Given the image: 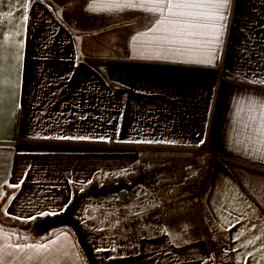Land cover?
Masks as SVG:
<instances>
[{
    "label": "crops",
    "instance_id": "1",
    "mask_svg": "<svg viewBox=\"0 0 264 264\" xmlns=\"http://www.w3.org/2000/svg\"><path fill=\"white\" fill-rule=\"evenodd\" d=\"M49 1L52 9L41 0H4L0 6V12H13L11 18L0 16V41L9 36L7 63L19 69H7L17 87L0 130V197L8 194V215L35 221L62 213L73 196L93 185L134 184L112 180L137 159L132 143L124 141L170 139L178 143L161 145L194 147L204 139L207 147L199 151L213 163L203 200L217 227L214 249L203 241L174 243L158 218L166 211L153 189L157 199L147 201L141 213L143 230L149 232L140 225L109 246H98L96 251H104H97V264H264V236L247 245L264 227L259 188L264 162L253 160L245 145L235 142L244 140V132L234 123L235 99L264 97V85L253 83L264 79V0H232L215 67L181 63L184 57L178 54L167 60L139 58L132 36L152 23L141 10H89L104 0ZM23 3L28 4L26 24ZM17 24L22 25L20 36H14ZM21 40L23 60L17 63L11 58L17 52L12 41ZM65 135L90 139H55ZM102 136L111 142L99 144ZM20 180L19 188L8 186ZM0 229L12 244L60 235L53 246L59 251L46 264H86L69 227L31 239ZM239 231L244 235L236 239Z\"/></svg>",
    "mask_w": 264,
    "mask_h": 264
},
{
    "label": "snow or ice",
    "instance_id": "2",
    "mask_svg": "<svg viewBox=\"0 0 264 264\" xmlns=\"http://www.w3.org/2000/svg\"><path fill=\"white\" fill-rule=\"evenodd\" d=\"M232 0H104L102 5L93 7L89 5V10L103 11L109 13H120L125 10H141L152 17L151 26L146 31L138 32L132 36L134 50L139 54L141 59L167 60L173 54L182 57L181 63H194L198 65L215 67L217 59L222 57L224 37L227 31V21L229 19V11ZM4 0H0L2 6ZM24 10L22 17L23 22L29 19L28 4L20 5ZM0 16L7 18L13 17L12 11L0 12ZM16 31L14 36L22 35L20 31L22 25H15ZM2 31V26H0ZM9 42V36L3 35L0 41V77L3 82L0 84V130H2L3 120L6 118L7 105L14 102L15 88L17 81L11 79L8 68L16 71L15 65H9V53L5 45ZM13 47L17 52L11 56L13 60L20 63L23 60L19 49H23V41H12ZM151 52L154 54H146ZM22 67V64H21ZM254 84L264 85V79L253 81ZM236 111L234 123L240 124L244 132L243 141H235L245 145V154L249 155L253 160L264 162V97L254 95L242 96L235 99ZM14 107H19L14 104ZM235 131V129H234ZM119 129H117V135ZM55 139H78L81 141L88 140L90 137L80 135L58 136ZM99 140L111 142V138L99 137ZM125 143L139 144H177L178 141L170 139H138L124 141ZM205 143L201 139L195 147H199ZM251 145V147H248ZM120 175H127L128 170L124 169ZM116 175V174H114ZM91 182V181H89ZM24 183L20 180L17 184H9V187L19 188ZM260 191L264 193V184L259 186ZM251 207V205H249ZM5 214L7 210L5 209ZM52 213H40V215H49ZM230 214V213H229ZM35 219V217H31ZM227 221V217H225ZM240 221L237 220L236 223ZM233 227L235 225H232ZM253 228L256 225L252 226ZM3 230L0 229V232ZM261 235H256L247 241V245L254 244L255 241L261 240L264 236V227L260 229ZM244 235L243 231L237 233L236 239ZM23 239H31L25 235ZM61 239L57 235L55 239L47 242L37 241L35 243H16L9 241L8 235H0V264H46L48 258L59 249L53 246ZM179 239V237H177ZM242 245V246H247ZM114 250V249H113ZM104 251V249H97ZM249 256L253 254L248 253ZM264 258V257H262Z\"/></svg>",
    "mask_w": 264,
    "mask_h": 264
},
{
    "label": "trees",
    "instance_id": "3",
    "mask_svg": "<svg viewBox=\"0 0 264 264\" xmlns=\"http://www.w3.org/2000/svg\"><path fill=\"white\" fill-rule=\"evenodd\" d=\"M41 1L52 9L49 0ZM131 146L136 149L137 159L128 169L126 176L133 181L142 178L155 179L154 188L160 204L166 211L160 212L158 218L170 231L171 240L174 243L203 241L209 251L213 250L217 227L212 224V218L203 200L211 174L212 157L205 154L202 159L188 161L191 159V151L207 147L206 141L199 147L139 143H132ZM181 159L188 162L178 163ZM121 177L122 175L118 179L121 180ZM13 227L32 229V225Z\"/></svg>",
    "mask_w": 264,
    "mask_h": 264
},
{
    "label": "rangeland",
    "instance_id": "4",
    "mask_svg": "<svg viewBox=\"0 0 264 264\" xmlns=\"http://www.w3.org/2000/svg\"><path fill=\"white\" fill-rule=\"evenodd\" d=\"M191 153V159L189 158L188 161L204 157V152L191 151ZM188 161L181 159L178 160V163H186ZM189 172H191V168H189ZM116 179L118 177L112 178L113 181ZM125 179L134 182V184H128L133 185L131 189L102 196L90 195L79 202L74 212V217L80 223L81 228L88 232L87 241L95 257H100L96 251L98 246H109L111 241L120 239L129 234L130 230L139 228L140 225H142L141 228L143 230L145 220L141 213L146 208L147 201H150L151 198L157 199L158 197L155 194H151V191L155 190V179L145 180L142 178L141 180L133 181L126 175H122L121 180ZM95 182H99L98 175L95 177ZM7 195L4 194L0 197V228L10 230L18 238L20 237V239H23L25 235L29 237L40 235V233L34 230V221L12 219L8 214H5V205L9 199ZM126 197L128 201H124ZM159 206L161 208L160 202ZM160 222L163 224L161 220ZM13 225L21 227L32 225V229H16ZM143 231L149 232L148 229H144ZM85 261L86 264H89L87 260Z\"/></svg>",
    "mask_w": 264,
    "mask_h": 264
},
{
    "label": "water",
    "instance_id": "5",
    "mask_svg": "<svg viewBox=\"0 0 264 264\" xmlns=\"http://www.w3.org/2000/svg\"><path fill=\"white\" fill-rule=\"evenodd\" d=\"M131 185H126L124 183H120L116 186L111 187H98L93 185L88 192H84L78 195L73 196L71 203L68 207L59 214L46 216L39 218L34 221V230L38 233H45L51 228L58 226H66L69 227L73 234L75 235L77 244L83 250L85 258L89 264H97V259L94 256V253L87 241L88 232L83 230L80 226L78 220L74 217V212L79 204V202L90 195L102 196L107 194L118 193L122 190L131 189Z\"/></svg>",
    "mask_w": 264,
    "mask_h": 264
}]
</instances>
